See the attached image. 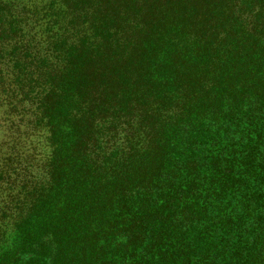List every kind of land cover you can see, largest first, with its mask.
I'll use <instances>...</instances> for the list:
<instances>
[{
	"label": "trees",
	"instance_id": "1",
	"mask_svg": "<svg viewBox=\"0 0 264 264\" xmlns=\"http://www.w3.org/2000/svg\"><path fill=\"white\" fill-rule=\"evenodd\" d=\"M0 264H264V0H0Z\"/></svg>",
	"mask_w": 264,
	"mask_h": 264
},
{
	"label": "rangeland",
	"instance_id": "2",
	"mask_svg": "<svg viewBox=\"0 0 264 264\" xmlns=\"http://www.w3.org/2000/svg\"><path fill=\"white\" fill-rule=\"evenodd\" d=\"M3 204L0 203V209L2 208ZM6 246V241L4 239V237L2 238V241L0 242V252L5 248Z\"/></svg>",
	"mask_w": 264,
	"mask_h": 264
}]
</instances>
